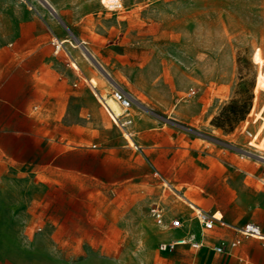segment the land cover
I'll use <instances>...</instances> for the list:
<instances>
[{
  "label": "rangeland",
  "instance_id": "374dc122",
  "mask_svg": "<svg viewBox=\"0 0 264 264\" xmlns=\"http://www.w3.org/2000/svg\"><path fill=\"white\" fill-rule=\"evenodd\" d=\"M91 6L94 27L78 32L86 42L73 47L72 36L66 44L76 50L78 63L70 55L68 61L104 118V126L94 123V138L102 127L115 128L176 198L182 216L190 202L237 215L264 200V0H93ZM118 85L133 94L128 113L143 105L174 130L160 139L174 187L149 165L133 131L129 141L104 106L102 93L112 96ZM154 90L156 103L147 94ZM69 132L62 129L63 147L73 144ZM48 169L40 190L29 181L35 197L29 222L15 228L29 239L16 241L25 248L14 250L11 264H191L187 246L159 249L174 240L164 236L175 216L165 218V189L117 186L101 180L98 169L93 177H78L77 188L69 176L57 188ZM155 205L162 224L151 214Z\"/></svg>",
  "mask_w": 264,
  "mask_h": 264
},
{
  "label": "crops",
  "instance_id": "0c3cea01",
  "mask_svg": "<svg viewBox=\"0 0 264 264\" xmlns=\"http://www.w3.org/2000/svg\"><path fill=\"white\" fill-rule=\"evenodd\" d=\"M92 1L0 0V264H11L14 250L25 248L16 241L29 239L28 234L15 228L22 229L29 222V204L35 200L28 194L29 181L40 190L45 185L40 176H45L47 168L53 175L49 180L57 188H61L63 176H69L70 185L77 188L78 177H93L98 169L101 180L117 186L148 192L165 189L169 194L161 199L165 218L174 213L173 219L182 220L183 226L169 227L164 236L177 239L193 234L202 242L197 249L184 245L193 251L191 264L195 260L196 264H264V240L232 229L252 222L264 235V200L243 206L237 215L190 202L192 209L182 216L176 198L115 128L102 127L94 138V123L103 125L104 118L87 83L67 58L70 55L78 63L73 47L86 42L78 32L94 27ZM47 28L61 41V47ZM72 36L76 42L69 47L66 42ZM150 92L147 94L156 103L160 95ZM127 115L131 119L127 127L149 165L173 186L169 179L172 162L163 154L165 145L160 139L171 137L174 130L143 105ZM63 128L70 131L68 139L73 144L68 147H63ZM195 205L215 213L228 227L203 229L194 215ZM235 239L239 242L231 245ZM219 244L223 251L217 253L213 248Z\"/></svg>",
  "mask_w": 264,
  "mask_h": 264
},
{
  "label": "built area",
  "instance_id": "2783aa9c",
  "mask_svg": "<svg viewBox=\"0 0 264 264\" xmlns=\"http://www.w3.org/2000/svg\"><path fill=\"white\" fill-rule=\"evenodd\" d=\"M193 94H194V91H190L188 92L187 96L191 97L193 96ZM112 97L118 102L119 106L123 110V114L119 116L118 118L121 121V123L126 127L131 122V119L127 115L126 110L133 103L132 97L120 87L114 88V90L112 91ZM151 214L158 224H162L163 215H162V212L159 206L155 205L154 207H152ZM194 215L196 219L202 225L203 229L205 230H210L215 225H221L224 227H228V225L224 221H222L221 217H217L215 213L206 211L204 209L200 208V210H194ZM170 226L172 228H178L181 226V223L179 219L174 218L170 221ZM232 229L241 235L264 240V235L262 234L259 225L255 223L247 222L239 227H233ZM238 242L239 240L235 239L231 242V245H236ZM179 245H187L192 249H197L202 246V242L198 240L195 237V235L189 234L187 236H183V237L171 240L169 242H162L159 244V249L160 250H172L176 246H179ZM213 249L217 253H220L223 251V247L221 244L216 245Z\"/></svg>",
  "mask_w": 264,
  "mask_h": 264
},
{
  "label": "bare ground",
  "instance_id": "6f19581e",
  "mask_svg": "<svg viewBox=\"0 0 264 264\" xmlns=\"http://www.w3.org/2000/svg\"><path fill=\"white\" fill-rule=\"evenodd\" d=\"M53 41L56 42L57 44V47H60V42L57 41V39H54ZM83 46V45H82ZM88 51V50H87ZM89 52V51H88ZM87 55V53H86ZM91 55V54H90ZM89 56V54L87 55ZM103 69V68H101ZM105 70V69H104ZM104 74V73H103ZM104 80L107 81L108 84H110L112 87H115V82L114 80L110 77H107L105 78L104 77ZM89 83L91 85V87H97V85H99V82L96 78L94 77H90L89 78ZM118 87L122 88L121 86L118 85ZM123 89V88H122ZM101 95V94H100ZM104 96V97H103ZM101 98H102V101L104 103V105L107 107V109L109 110L110 114H111V117L112 119L114 120V122L116 123V125L119 127V129L121 130L123 136L125 138H127L129 141H132L133 140V135H132V132L130 130L129 127H125L121 121L119 120V116H121L123 114V110L122 108L119 106L118 102L110 95H104L102 93L101 95ZM133 100V98H132ZM127 111V110H126ZM128 112V111H127ZM171 185V184H170ZM193 210H200L199 207H197V205L194 206V209ZM181 225L183 226V221L181 220Z\"/></svg>",
  "mask_w": 264,
  "mask_h": 264
},
{
  "label": "trees",
  "instance_id": "16d2710c",
  "mask_svg": "<svg viewBox=\"0 0 264 264\" xmlns=\"http://www.w3.org/2000/svg\"><path fill=\"white\" fill-rule=\"evenodd\" d=\"M218 124V123H217ZM219 125V124H218Z\"/></svg>",
  "mask_w": 264,
  "mask_h": 264
}]
</instances>
